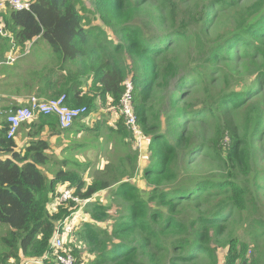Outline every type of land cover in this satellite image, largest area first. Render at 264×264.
Masks as SVG:
<instances>
[{
	"label": "trees",
	"instance_id": "1",
	"mask_svg": "<svg viewBox=\"0 0 264 264\" xmlns=\"http://www.w3.org/2000/svg\"><path fill=\"white\" fill-rule=\"evenodd\" d=\"M154 1L165 22L145 6ZM216 8L229 13L227 31L216 33ZM0 22L11 35L6 44L25 56L32 42L33 50L41 40L51 47L39 60L32 52L24 64L2 65L3 81L14 79L2 87L43 99L65 94L68 106L87 107L69 129L53 114L23 124L31 137L25 148L18 135L7 138L8 111H1L0 264L52 252L56 230L63 233L79 208L73 201L54 204L63 184L81 199L105 191L109 198L89 202L84 211L91 221L66 232L75 264L261 263L248 251L264 242V0H93L92 8L85 0H35L30 9H0ZM188 38L195 52L182 59L174 48ZM3 47L0 39V58ZM245 59L256 75L240 88L241 74L229 64ZM213 72L218 76L209 80ZM129 80L143 152L119 112ZM212 82L221 85L210 89ZM201 84L206 93L195 97ZM112 112L119 114L115 126ZM46 128L51 135H89L65 152L86 154L115 139L122 153L102 168L71 154L60 161L49 152ZM199 155L210 161L208 174L195 168ZM50 163L60 168L52 178L42 168ZM242 215L249 223H239L240 237L229 225Z\"/></svg>",
	"mask_w": 264,
	"mask_h": 264
},
{
	"label": "rangeland",
	"instance_id": "2",
	"mask_svg": "<svg viewBox=\"0 0 264 264\" xmlns=\"http://www.w3.org/2000/svg\"><path fill=\"white\" fill-rule=\"evenodd\" d=\"M92 1L93 0H85V3L88 5V7L92 8ZM145 6L146 7H150L153 10L154 15L159 17V19H161L164 22L166 21V15L162 14L160 12V8H159L158 4L156 3V1L147 3V4H145ZM214 11H216V17H217V19H216L217 24H216V29H215L216 33H221V32L227 31V29L231 25L230 24V20H229V13L228 12L222 13L220 11V9L218 10V8H216V10H214ZM94 23L96 25L100 26V27L103 25V22L98 17H96L94 19ZM104 30H106L109 33L110 38L115 40V37L112 34V31L108 27L104 26ZM0 39L4 43V47L2 49L3 50V55L0 58L1 62H3V63H5L7 61L9 56H12V57L16 58V60H15V62L13 64H16V66H17V65L24 64L26 62V61H23V59H26V60L32 59V56H30L32 54V52L36 53L35 60H37V58L39 60L40 56L43 55L44 53L51 52V47L49 45H47V43L44 40H41V41H39V43L35 47L36 50H33V48H32L33 47V42L30 43L28 45V51L29 50L30 51L25 56V55H23L25 50H22L18 46L14 47V46H12L11 43L10 44H6V40L9 39V37L2 36V37H0ZM35 40H37V38L34 39L33 41H35ZM12 47L14 48V50H12ZM42 48H44L43 51H42ZM174 52H175L176 55L181 56L182 59H186L190 53L192 55H194L192 53V52H195L194 44H193L192 39H189V38L188 39H179L177 41V43H176L175 48H174ZM7 66H9V65H5V67H7ZM229 67H230V71L232 73L240 72L241 80L236 83V85L239 86L240 88L247 87L249 84H251L253 82V80L255 78V75H256V72L253 73V71H252L253 70V64H252V61L250 62V59H245L244 61L239 62L238 65H236L234 63H233V65L229 64ZM216 76H218L217 72L216 73L213 72L208 77V79L209 80H213L214 78H217ZM220 85H221V82H216V83L212 82V85L210 86V89L211 88H217ZM207 87H208L207 84H201V85H198V86L194 87L196 89L195 92H194V96L195 97H202L206 93V88ZM104 112H107V111H103V112L97 113V118L99 119V118L104 117V115H102ZM92 115L94 116V114H92ZM92 115L90 117L91 119L88 121V122H90L89 124H91V125H93L92 124L93 120L96 118V117H93ZM112 115L109 117L110 121L116 119V117L119 116V114H117L116 112H112ZM100 127L103 128V125H101ZM213 133H214L213 128L209 129L208 132H207L208 137H213L214 136ZM88 136L89 135H87L86 137H88ZM86 137L85 136H81L79 138L82 141L83 138L86 139ZM134 138H135V141H136V136L135 135H134ZM62 139H64L65 142H67L68 146L70 144H73V142H72L73 136L72 135H68L67 137L66 136L65 137H61V140L60 139L57 140V144H60ZM144 147H145V140L142 137L141 138V145L136 143L135 149H138L139 152H143ZM117 153H119V154L122 153L121 145L118 142V140L107 139V140H101L98 143H96L95 149L92 148L90 150V152H88V155L84 154V153H80L79 154V152L73 150V151H67V152L63 153L62 154V158L66 157L68 154L74 155V156H76V158H79L81 160L89 158V159L94 160L96 162V167H100L105 162H107L108 160L116 159V154ZM124 153H126L125 150H123V154ZM144 157H145V155L143 154L142 158H144ZM209 162L204 159V156L199 155L198 161L195 163V168H197V171L200 174H205V173L208 174L209 169H211L210 168L211 164ZM143 164H145V160L140 159L141 167L143 166ZM260 167L264 168V153H263L262 159L260 160ZM59 169H60L59 166L54 165L53 167L47 169L45 173H46L47 177H50L51 175H54ZM90 174H91V172L87 176V180L88 181H90L92 179V175H90ZM107 194H108V192L105 191V192L97 195V197L93 198L90 202H92L94 200H99V201L102 200L103 202H108L109 198L107 197ZM74 218H75V216H74ZM242 221H244V226L245 227L249 223V220L246 217V215H242L241 218L239 216H237L236 221L229 225L230 229L238 230V235L240 237L242 236V234L244 232V229L240 230V225H239V223L242 222ZM77 222H81V224H83V222H85V221H83V218H78ZM86 222H88V221H86ZM72 227H73L72 222L68 223L67 226L64 227V233H66L67 231L69 232V230ZM2 233H3V229H1V227H0V236L2 235ZM82 250L85 252L86 249L84 247H82ZM225 253H226V250H220L219 251V254L221 256H224ZM84 257L86 258V260L91 259L90 257H88L86 255H84ZM248 257L250 259L255 258L257 260H260V262H261L260 264H264V242L262 240L258 243V245L255 248H252V252H251V250L248 251Z\"/></svg>",
	"mask_w": 264,
	"mask_h": 264
},
{
	"label": "built area",
	"instance_id": "3",
	"mask_svg": "<svg viewBox=\"0 0 264 264\" xmlns=\"http://www.w3.org/2000/svg\"><path fill=\"white\" fill-rule=\"evenodd\" d=\"M34 1L35 0H2L0 2V9H6L7 7L15 10L30 9ZM0 35L4 37H11L2 22H0ZM12 50H14L13 47ZM15 60V57L9 56L5 63L0 61V66L4 64L11 65L15 62ZM86 112V106H68L67 96L65 94L53 99H43L38 96H31L27 104L20 105L17 108H11L8 112H6V121L8 124L7 138H14L23 124L34 119L39 114L56 115L59 118L61 128L69 129L73 125L74 121ZM119 112L124 118L128 129L136 136L135 142L141 145V138L143 137V134L138 124V117L135 112L133 84L130 80L126 83V91L121 99ZM56 200L59 203L73 201L79 205L80 209H84L90 202L89 199H81L78 196H75L74 189L70 187L65 188V190L57 196ZM65 241L66 236L64 232L62 233L60 229H57L53 238L52 252L46 253L42 257L35 259V263L75 264V256L71 253V251L65 248Z\"/></svg>",
	"mask_w": 264,
	"mask_h": 264
},
{
	"label": "crops",
	"instance_id": "4",
	"mask_svg": "<svg viewBox=\"0 0 264 264\" xmlns=\"http://www.w3.org/2000/svg\"><path fill=\"white\" fill-rule=\"evenodd\" d=\"M1 61V60H0ZM3 67V66H2ZM0 66V69L2 68ZM3 76L4 75H0V99H1V103H0V109L1 111L4 110V111H8L10 108H13L15 106H18V105H25L27 104L29 98L31 96H34L35 94H32V95H28L26 93H21L20 91H12L10 92L11 89H9L8 87H2V84L5 83V84H9L11 82L14 81L13 78H9L8 81H3ZM93 116V115H92ZM113 116V115H112ZM91 117V116H90ZM88 118L86 123L87 126H92L91 124H89L90 122H88L91 118ZM93 117H96L94 120H93V123L96 121L97 119V114H94ZM114 117V116H113ZM119 116L116 117V119L112 120V121H109L110 124L114 125L116 124L117 120H118ZM22 127V126H21ZM20 127V131H18L19 133H17V143L18 145L20 146V148H25L28 143L30 142L31 140V137L29 136L28 132L29 130L27 128H24ZM43 137L47 140L50 141L51 143V150L49 151L50 153L54 154L56 156L57 159H62V154L65 153V150L68 148V144L67 142H65L64 139H62L61 143L60 144H57V140L60 139L61 140V137H65V135H51L50 134V131L48 128H46V130L43 131L42 133ZM73 136V139H72V142L73 143H83L84 142V139L81 141L79 137L81 136H86L83 134V132L79 133L77 136L75 135H72ZM67 140V139H66ZM68 141V140H67ZM90 142V141H89ZM95 149V148H93ZM91 150V149H90ZM90 152V151H88ZM88 152H86V154L88 155ZM81 160V159H80ZM85 160V159H84ZM108 162V161H107ZM105 162L102 166H100L101 168L107 163ZM55 164H48L46 166H43V171L46 172L47 169L53 167ZM54 175H51L49 178H52ZM65 188H68L67 185L63 184V185H60L57 189V193H61L62 191L65 190ZM57 198V197H56ZM55 198V201H54V204H60ZM91 201V200H90ZM75 216V218H74ZM78 218H83V221H91V218L90 216L84 211V209H78L73 215L71 218H69L65 224L67 225L68 223H71L73 224L74 227L78 228L81 226V222H77L78 221ZM64 232V231H63ZM65 236H66V233H64ZM90 258H93L91 255H89ZM12 262L14 260H11ZM35 259H29V258H23L22 257V262L21 264H36L35 263ZM13 264V263H12Z\"/></svg>",
	"mask_w": 264,
	"mask_h": 264
}]
</instances>
